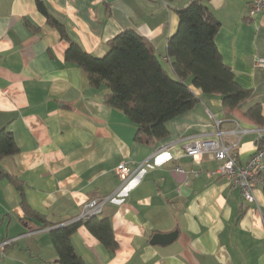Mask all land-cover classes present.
Instances as JSON below:
<instances>
[{"label": "crops", "instance_id": "obj_1", "mask_svg": "<svg viewBox=\"0 0 264 264\" xmlns=\"http://www.w3.org/2000/svg\"><path fill=\"white\" fill-rule=\"evenodd\" d=\"M42 1L61 29L35 0H0V129L18 148L0 158V264H60L51 229L116 190L120 163L134 176L123 200L106 202L98 216L109 218L116 246L79 225L70 239L83 264H264V186L246 202L216 174L212 154L195 161L182 144L215 136L209 110L222 130H246L237 142L239 163L256 149L259 124L245 112L258 104L264 117V66L256 63L264 59V15L248 17L250 0L206 1L220 23L214 42L222 61L251 93L227 110L190 76L185 82L199 101L166 123V136L144 143L135 139L137 125L104 102L105 82L92 85L81 66L65 60V50L76 42L102 57L112 37L133 29L166 68L176 10L188 0ZM172 231L171 242L151 244L154 234Z\"/></svg>", "mask_w": 264, "mask_h": 264}, {"label": "trees", "instance_id": "obj_2", "mask_svg": "<svg viewBox=\"0 0 264 264\" xmlns=\"http://www.w3.org/2000/svg\"><path fill=\"white\" fill-rule=\"evenodd\" d=\"M206 1L188 0L176 10L178 27L166 42L167 62L176 77L168 73L148 41L133 29L122 30L112 37L102 57L85 52L76 42H70L65 50V60L81 66L92 85L105 82L110 92L104 102L124 112L137 125V141L153 142L166 136V123L196 105L199 100L185 82L190 76L193 85L204 93L218 94L227 110L237 107L251 93L236 83L234 73L222 61L214 42L220 23ZM35 4L50 24L60 27L42 0H35ZM245 113L264 126L260 105ZM261 139L257 146L264 149ZM17 151L11 132L0 129V158ZM98 216L51 229L50 239L60 264H83L70 239L81 224L108 248L116 246L109 218Z\"/></svg>", "mask_w": 264, "mask_h": 264}, {"label": "built area", "instance_id": "obj_3", "mask_svg": "<svg viewBox=\"0 0 264 264\" xmlns=\"http://www.w3.org/2000/svg\"><path fill=\"white\" fill-rule=\"evenodd\" d=\"M247 12L249 18L258 12L264 15V0H250ZM165 60L168 61V58H165ZM256 63L258 66H264V59L257 58ZM208 115L214 122L216 128L215 136L207 139L198 137L186 138L182 143L183 153L195 161L201 160L206 153L212 154L219 161L215 170L216 174L228 182L230 186L237 188L246 202H254L256 188L264 185V149H259L257 146L247 161L242 164L239 163L237 161V142L240 139V135L246 130L239 128L222 130L221 121L216 119L209 110ZM256 131L259 134L257 137L258 143V140L262 138V133H264V126H258ZM228 134L234 135L237 140L235 142H227L226 136ZM116 174L120 180L118 188L108 196L94 198L86 202L80 215L69 222L100 215L106 202L123 200L125 184L134 176V172L125 163H120L116 167ZM6 243L7 241L3 242V244Z\"/></svg>", "mask_w": 264, "mask_h": 264}, {"label": "water", "instance_id": "obj_4", "mask_svg": "<svg viewBox=\"0 0 264 264\" xmlns=\"http://www.w3.org/2000/svg\"><path fill=\"white\" fill-rule=\"evenodd\" d=\"M176 235V231H172L169 233H156L152 236L150 242L151 244H166L174 240Z\"/></svg>", "mask_w": 264, "mask_h": 264}, {"label": "rangeland", "instance_id": "obj_5", "mask_svg": "<svg viewBox=\"0 0 264 264\" xmlns=\"http://www.w3.org/2000/svg\"><path fill=\"white\" fill-rule=\"evenodd\" d=\"M166 70L168 71L169 74H173L172 71H171L170 66L166 65Z\"/></svg>", "mask_w": 264, "mask_h": 264}]
</instances>
